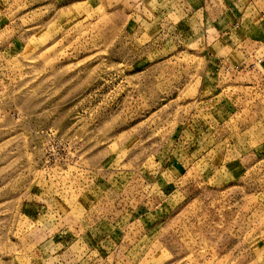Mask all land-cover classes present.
<instances>
[{"label":"rangeland","instance_id":"374dc122","mask_svg":"<svg viewBox=\"0 0 264 264\" xmlns=\"http://www.w3.org/2000/svg\"><path fill=\"white\" fill-rule=\"evenodd\" d=\"M262 64L264 0H0V264H264Z\"/></svg>","mask_w":264,"mask_h":264},{"label":"crops","instance_id":"0c3cea01","mask_svg":"<svg viewBox=\"0 0 264 264\" xmlns=\"http://www.w3.org/2000/svg\"><path fill=\"white\" fill-rule=\"evenodd\" d=\"M223 18H224V17H223ZM217 20H218V21H217ZM217 20H214L213 22H216V21H217V22L222 21V22L225 23V20H224V19H220V20L217 19ZM230 21H231V20H230ZM231 22H232V21H231ZM225 24H226V23H225ZM225 28H226V30H227V27H225ZM226 30L224 29V31H226ZM261 70L264 72V64L261 65Z\"/></svg>","mask_w":264,"mask_h":264}]
</instances>
